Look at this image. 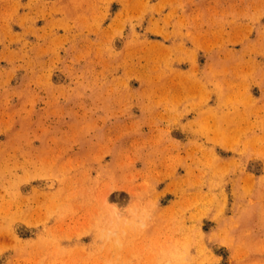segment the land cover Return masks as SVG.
<instances>
[{
    "label": "rangeland",
    "instance_id": "rangeland-1",
    "mask_svg": "<svg viewBox=\"0 0 264 264\" xmlns=\"http://www.w3.org/2000/svg\"><path fill=\"white\" fill-rule=\"evenodd\" d=\"M0 264H264V0H0Z\"/></svg>",
    "mask_w": 264,
    "mask_h": 264
}]
</instances>
